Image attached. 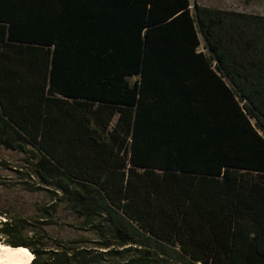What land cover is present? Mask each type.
<instances>
[{
    "label": "trees",
    "instance_id": "16d2710c",
    "mask_svg": "<svg viewBox=\"0 0 264 264\" xmlns=\"http://www.w3.org/2000/svg\"><path fill=\"white\" fill-rule=\"evenodd\" d=\"M0 147L91 232L0 210L29 264H264V15L0 0Z\"/></svg>",
    "mask_w": 264,
    "mask_h": 264
},
{
    "label": "rangeland",
    "instance_id": "374dc122",
    "mask_svg": "<svg viewBox=\"0 0 264 264\" xmlns=\"http://www.w3.org/2000/svg\"><path fill=\"white\" fill-rule=\"evenodd\" d=\"M193 1L208 7L235 8L264 15V0H192V3ZM56 194L57 192L44 188L33 176L27 153L0 147V210L7 211L11 217L28 219L34 216L40 220V228L33 231L34 226L26 224L19 230L21 235L38 233L66 239L82 235L91 238V232L80 228L75 215L64 207L65 203L57 206L52 222L47 213L41 212L44 205L52 203ZM6 220L7 217L0 216V221ZM0 238V243L5 244L6 237L0 234Z\"/></svg>",
    "mask_w": 264,
    "mask_h": 264
},
{
    "label": "bare ground",
    "instance_id": "6f19581e",
    "mask_svg": "<svg viewBox=\"0 0 264 264\" xmlns=\"http://www.w3.org/2000/svg\"><path fill=\"white\" fill-rule=\"evenodd\" d=\"M32 255L26 247L0 243V264H29Z\"/></svg>",
    "mask_w": 264,
    "mask_h": 264
}]
</instances>
